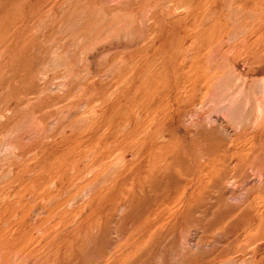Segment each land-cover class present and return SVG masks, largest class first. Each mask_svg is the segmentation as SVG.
Segmentation results:
<instances>
[{
  "label": "rangeland",
  "instance_id": "1",
  "mask_svg": "<svg viewBox=\"0 0 264 264\" xmlns=\"http://www.w3.org/2000/svg\"><path fill=\"white\" fill-rule=\"evenodd\" d=\"M0 264H264V0H0Z\"/></svg>",
  "mask_w": 264,
  "mask_h": 264
},
{
  "label": "bare ground",
  "instance_id": "2",
  "mask_svg": "<svg viewBox=\"0 0 264 264\" xmlns=\"http://www.w3.org/2000/svg\"><path fill=\"white\" fill-rule=\"evenodd\" d=\"M254 235H256V234H254ZM254 235H252V236H254ZM252 236H249V237L252 238ZM257 236H258V234L256 236H254V237H257Z\"/></svg>",
  "mask_w": 264,
  "mask_h": 264
}]
</instances>
